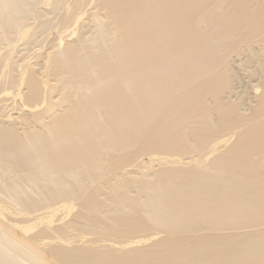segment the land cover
Listing matches in <instances>:
<instances>
[{
  "label": "bare ground",
  "instance_id": "bare-ground-1",
  "mask_svg": "<svg viewBox=\"0 0 264 264\" xmlns=\"http://www.w3.org/2000/svg\"><path fill=\"white\" fill-rule=\"evenodd\" d=\"M0 264H264V0H0Z\"/></svg>",
  "mask_w": 264,
  "mask_h": 264
}]
</instances>
